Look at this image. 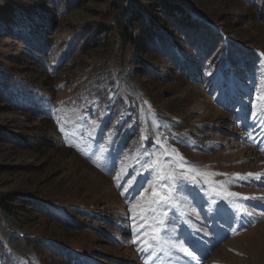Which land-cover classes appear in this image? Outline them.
Returning <instances> with one entry per match:
<instances>
[{
  "label": "rangeland",
  "instance_id": "obj_1",
  "mask_svg": "<svg viewBox=\"0 0 264 264\" xmlns=\"http://www.w3.org/2000/svg\"><path fill=\"white\" fill-rule=\"evenodd\" d=\"M180 5L254 52L253 65L223 56L181 73L140 47L168 78L138 72L124 33L144 38L146 14L171 27ZM43 14L54 48L32 57L18 35ZM80 31L91 44L65 60ZM0 67L19 79L18 108L0 100V245L12 264H264V0H84L69 13L58 0H0ZM83 89L93 93L68 105ZM25 235L63 255L41 259Z\"/></svg>",
  "mask_w": 264,
  "mask_h": 264
},
{
  "label": "trees",
  "instance_id": "obj_2",
  "mask_svg": "<svg viewBox=\"0 0 264 264\" xmlns=\"http://www.w3.org/2000/svg\"><path fill=\"white\" fill-rule=\"evenodd\" d=\"M83 2L84 0H58V5L65 13H69L76 7L82 5ZM173 4L176 5L175 3ZM183 5H180L182 8L179 11L181 12V16L178 19L174 18L172 20L173 24L171 27L158 22L151 14H146V23L141 30L144 38L135 39L132 36L127 37L126 33H124V40L133 47V53L136 56L133 57L132 64L137 63L141 65V69L138 72H142L143 75L152 78H168V75H164L163 71L161 72L154 65L138 58V49L140 47H143L146 52L153 53L160 58L162 57L167 65L180 70L181 73H187L189 70L191 72L201 73L204 67L208 64H217L222 60L223 56L233 68H239L242 65L246 67L253 65L255 59L254 52L240 47L237 41L232 38L228 37L226 40L225 34L218 31L216 26L212 24L205 26L203 19L189 9H185L187 6ZM41 16L36 25H33V27L25 31H21L18 37L27 48L26 51L30 56L35 57L36 54H39L43 58L46 56L48 50L54 47L52 40L47 37L42 27L51 29L54 26V21L50 15L43 14ZM85 40V31L77 32L72 37L67 49L61 52V57L66 60L77 53L78 50L81 53L85 52L91 44ZM166 69L168 72L170 71L168 66ZM21 85L23 88L29 89L26 83L21 82ZM15 87H19V79L17 76L13 72L7 69H1L0 67V100L5 105L12 104L10 108H18L13 105L14 100H16ZM83 91L75 95L72 99L67 100V104L70 106L83 104L88 99V96L93 93L91 90H87L86 95L84 93L85 91ZM94 92L102 97L103 104H105L107 101V93L100 87ZM117 105V110H119L117 114H119L124 109V104L117 102ZM5 136L9 138L10 134H5ZM13 141L20 144L22 140L17 139ZM33 203L39 209L44 210L48 216L54 219L57 218L53 209L48 207V205L35 201ZM23 239L32 242L37 247V254L41 259H43V254L46 252H50L54 256V260L58 259L60 255H63L62 247L54 241L35 239L28 235H25ZM0 256L5 264H12V257L8 255L5 245H0Z\"/></svg>",
  "mask_w": 264,
  "mask_h": 264
},
{
  "label": "snow or ice",
  "instance_id": "obj_3",
  "mask_svg": "<svg viewBox=\"0 0 264 264\" xmlns=\"http://www.w3.org/2000/svg\"><path fill=\"white\" fill-rule=\"evenodd\" d=\"M248 176L251 177L252 174L249 173ZM164 179H165V181H167L168 178L165 177ZM179 185H180V188L181 189L187 187V188L191 189L192 191L196 192L197 194H199L200 192H203L204 191V189L201 187V185H199L195 181H179ZM244 199H248V198L245 197ZM172 223L173 224H177V223H179V221L176 220V219H173L172 220ZM186 239H191L193 241L199 242L198 239H197V237L195 236V234H190L188 237H186Z\"/></svg>",
  "mask_w": 264,
  "mask_h": 264
}]
</instances>
